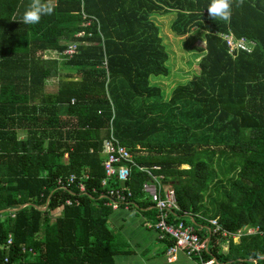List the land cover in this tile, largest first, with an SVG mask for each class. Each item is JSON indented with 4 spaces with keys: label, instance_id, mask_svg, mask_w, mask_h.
<instances>
[{
    "label": "trees",
    "instance_id": "1",
    "mask_svg": "<svg viewBox=\"0 0 264 264\" xmlns=\"http://www.w3.org/2000/svg\"><path fill=\"white\" fill-rule=\"evenodd\" d=\"M30 3L0 0V210L30 204L0 214V264H114L126 252L100 198L110 124L134 165L159 169L175 216L208 240L203 260L264 264V237L230 240L223 253L207 222L229 232L263 225L264 0H233L230 22L208 16L211 0H55L35 25L22 19ZM170 12L171 33L201 30L205 52L198 75L165 98L149 82L168 75L151 16ZM229 32L252 50L230 56L220 36ZM71 43L74 56L64 57ZM49 51L66 69L53 90L46 83L59 67L43 57ZM69 176L86 177L85 194L65 187ZM146 181L130 170L139 210L150 205L140 191Z\"/></svg>",
    "mask_w": 264,
    "mask_h": 264
},
{
    "label": "built area",
    "instance_id": "2",
    "mask_svg": "<svg viewBox=\"0 0 264 264\" xmlns=\"http://www.w3.org/2000/svg\"><path fill=\"white\" fill-rule=\"evenodd\" d=\"M83 36L84 32L75 35V37L79 38ZM220 36L224 40L228 53L232 57L238 52L249 53L254 46L253 42L245 40L244 38H236L230 32L221 34ZM75 51L76 43H71L62 50V54L64 57L70 58L74 56ZM102 155L104 157L102 164L104 178L100 182V189L103 191L100 198L106 201L104 204L105 207L114 211L122 207L127 208L130 206L132 204V194L126 186L130 170L134 169L138 173L144 174L147 181L140 186V191L156 213L154 228L158 231L161 239L168 238L173 242L167 248V254L174 255L181 251L189 257L197 258L200 264H215V259H202L203 252L208 250V240L201 239L195 233L193 225L175 216L179 210L177 200L173 190L163 185V177L160 173L158 174L159 169L157 167L145 169L134 165L128 149L115 137L111 124L108 135L102 142ZM85 179V176L80 180L69 176L65 180V187L72 186L80 194H85V186L83 184ZM64 205L70 206V201H65ZM173 216L175 220H172ZM207 222L212 228L213 233L221 234V240L226 247L232 239L239 240L246 236L264 237V219L262 226L248 225L237 229L235 232H229L223 229L217 219H210ZM11 243L12 237L9 235L5 246L8 248ZM4 261L6 262L7 258Z\"/></svg>",
    "mask_w": 264,
    "mask_h": 264
},
{
    "label": "crops",
    "instance_id": "3",
    "mask_svg": "<svg viewBox=\"0 0 264 264\" xmlns=\"http://www.w3.org/2000/svg\"><path fill=\"white\" fill-rule=\"evenodd\" d=\"M111 211L107 226L117 235L121 247L126 249V252L114 255V264H200L198 259L181 251L174 255L167 254L168 240L161 239L154 228L156 213L151 205L139 210L132 203L127 208ZM54 213L57 215L59 211ZM227 247L224 245L221 249L223 253Z\"/></svg>",
    "mask_w": 264,
    "mask_h": 264
},
{
    "label": "rangeland",
    "instance_id": "4",
    "mask_svg": "<svg viewBox=\"0 0 264 264\" xmlns=\"http://www.w3.org/2000/svg\"><path fill=\"white\" fill-rule=\"evenodd\" d=\"M55 0H53V3ZM174 13L164 15H152L151 21L157 25L159 37L165 47L168 60L165 64L168 70L166 77L150 78V84L161 89L163 97H168L170 92L177 86H182L198 75V64L204 56V33L201 30L193 29L187 36L176 37L170 31V24ZM45 59H56L58 61V75L48 79L46 86L53 90L59 83L62 74L66 69L62 66L63 58L57 56L53 51L43 54ZM59 211V210H58ZM54 216L55 213H52ZM221 240V244H222ZM221 245V249L224 247Z\"/></svg>",
    "mask_w": 264,
    "mask_h": 264
},
{
    "label": "clouds",
    "instance_id": "5",
    "mask_svg": "<svg viewBox=\"0 0 264 264\" xmlns=\"http://www.w3.org/2000/svg\"><path fill=\"white\" fill-rule=\"evenodd\" d=\"M242 3L243 0H237V6H240ZM232 5L233 0H211L207 8L208 16L211 19H221L225 22H230ZM54 9L53 0H31V3L23 14V23L29 25L38 24L42 16L51 15Z\"/></svg>",
    "mask_w": 264,
    "mask_h": 264
},
{
    "label": "water",
    "instance_id": "6",
    "mask_svg": "<svg viewBox=\"0 0 264 264\" xmlns=\"http://www.w3.org/2000/svg\"><path fill=\"white\" fill-rule=\"evenodd\" d=\"M163 184L165 185L166 182H163ZM29 205H30L29 203H25V204H23V205H22L20 208H18V209H14V210H0V214L3 213V212H5V211L16 212V211L22 209L23 207H26V206H29ZM38 210H39V211H44V210H45V206L42 207V208H38ZM252 262H255V260H253Z\"/></svg>",
    "mask_w": 264,
    "mask_h": 264
}]
</instances>
